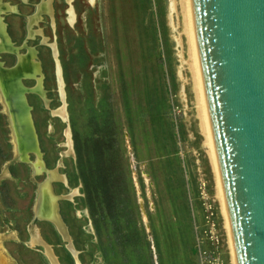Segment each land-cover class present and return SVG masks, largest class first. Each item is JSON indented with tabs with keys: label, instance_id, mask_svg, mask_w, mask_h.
I'll use <instances>...</instances> for the list:
<instances>
[{
	"label": "rangeland",
	"instance_id": "obj_1",
	"mask_svg": "<svg viewBox=\"0 0 264 264\" xmlns=\"http://www.w3.org/2000/svg\"><path fill=\"white\" fill-rule=\"evenodd\" d=\"M3 1L14 6L2 14L12 41L20 53L33 47L41 63L44 95L28 90L25 97L44 170L39 173L36 154L27 156L20 146L2 88L0 186L13 179L20 192L11 209L0 192V264H52L48 246L60 264L61 259L106 264L97 256L96 231L75 169V139L91 147L94 138L103 142L106 136L113 137L118 155L124 156L140 201L142 219L136 220L134 212L125 225L136 233L133 264H201L200 251L216 249L215 234L219 251L232 264L192 72L179 55V29L169 21V0H51L52 13H42L36 24L31 19L41 0ZM173 21L179 26L174 13ZM186 39L183 34L185 57ZM16 61L17 54L0 52L4 67ZM22 82L28 88L36 84L31 77ZM5 156L10 158L3 161ZM16 162L26 164L19 171L29 175L27 182L12 176L10 165ZM48 169L64 175V180L50 181L59 195L63 228L34 217ZM55 227L67 241L72 239L76 252Z\"/></svg>",
	"mask_w": 264,
	"mask_h": 264
},
{
	"label": "water",
	"instance_id": "obj_2",
	"mask_svg": "<svg viewBox=\"0 0 264 264\" xmlns=\"http://www.w3.org/2000/svg\"><path fill=\"white\" fill-rule=\"evenodd\" d=\"M189 4L236 261L264 264V0Z\"/></svg>",
	"mask_w": 264,
	"mask_h": 264
},
{
	"label": "bare ground",
	"instance_id": "obj_3",
	"mask_svg": "<svg viewBox=\"0 0 264 264\" xmlns=\"http://www.w3.org/2000/svg\"><path fill=\"white\" fill-rule=\"evenodd\" d=\"M94 1V0H92ZM179 8V9H178ZM14 6L9 2H5L0 0V52L5 51H18V47L12 41L10 35L6 30V23L4 22L2 14L8 11H12ZM169 10H170V19L171 24L175 29H179L178 35H176L177 44L180 46L179 55L181 57V61L187 64L189 69L192 72L193 79V87L196 95V103L198 116L200 119V125L202 131L205 136V143L209 148V155L211 158V162L213 165V169L215 171L216 181H217V195L218 199L221 203L222 213L225 219V227L228 232V242L231 252L232 264H237L232 235L225 205V199L218 169V163L211 133V127L204 97V91L201 81L199 62L197 56V49L195 43V36L193 30V23L190 11L189 0H169ZM47 12H52L51 0H41L38 4V12L33 15L32 23L36 24L41 17V14ZM70 13L72 14L70 20L74 21V14L72 9H70ZM173 13L179 18V26L173 21ZM43 15V14H42ZM169 17V16H168ZM187 37L186 46H187V57L184 56V43L182 41V35ZM27 49L25 52H18V63L16 66H12L11 68L4 67L2 62H0V78L2 82V88L4 90L3 93L6 94L5 98L6 102L9 103L8 108L12 109L11 119L13 127L16 128L19 136H20V146L24 148L25 155L29 152H33L36 154V158L34 160L35 166L38 170H44V165L41 160V154L38 148V142L36 133L34 130V125L32 121V117L30 114V108L27 103L25 93L28 90H33L35 92L44 95V89L42 85V75H41V67L36 59V50L31 46H26ZM26 77H31L36 80V84L28 88L24 86L22 79ZM4 94V95H5ZM10 106V107H9ZM62 113L64 117H66L65 108H62ZM61 113V114H62ZM69 130V129H68ZM66 131L68 139H70L69 131ZM68 141V140H67ZM28 156V155H27ZM48 179L45 183H43V194L44 198L41 199L39 210L37 211V215L41 219L50 220L53 223L57 224L60 228H63V222L59 215L58 210V197L56 193L53 192L50 181L52 180H64V175L58 172L56 169H48ZM51 184V185H50ZM66 234V232H65ZM36 240L41 241V237L37 235ZM47 254L52 261V264H60L50 246L47 247Z\"/></svg>",
	"mask_w": 264,
	"mask_h": 264
},
{
	"label": "trees",
	"instance_id": "obj_4",
	"mask_svg": "<svg viewBox=\"0 0 264 264\" xmlns=\"http://www.w3.org/2000/svg\"><path fill=\"white\" fill-rule=\"evenodd\" d=\"M0 116H3L1 112ZM6 141L9 145V140L6 139ZM75 141L77 148V165L75 166L77 179L82 184V192L92 216L96 236L101 229L107 230L108 227V230L116 231L121 234L119 236L126 238L128 230L125 225L133 216L132 213L137 212L135 214L136 220H139L140 214H138L139 203L135 184L130 169L126 168L124 156L118 155L119 149L114 148L110 136H106V141L103 142H98L94 138L91 141V147L84 146L78 138ZM88 151L90 152L88 153ZM9 158L8 156L3 157V161ZM25 165L24 162H16L10 165L12 176L18 178L21 182L28 181L29 175H21L19 171ZM64 172L66 171L64 170ZM68 177L71 184L72 176L69 172ZM17 186L13 179H5L0 186L2 200L10 209L14 207L13 205L16 203L17 195L20 192L16 190ZM76 244L82 250L81 253L85 252V247L80 246L78 241H76ZM86 244L92 245V242ZM94 245L97 247V243ZM61 262L67 264L62 259Z\"/></svg>",
	"mask_w": 264,
	"mask_h": 264
},
{
	"label": "crops",
	"instance_id": "obj_5",
	"mask_svg": "<svg viewBox=\"0 0 264 264\" xmlns=\"http://www.w3.org/2000/svg\"><path fill=\"white\" fill-rule=\"evenodd\" d=\"M51 5H52V3H51ZM109 122L111 123L112 121H109ZM112 134H114V133L112 132ZM111 139L113 140L114 148H118L115 145L113 137ZM98 142H99V140H98ZM138 203H140V201H138ZM142 209H143V213L146 214L144 211V207H142ZM35 212H36V207H35ZM35 212H34V217H35ZM140 213H141V211H140ZM140 219H142L141 214H140ZM37 220H40V219H37ZM41 221H45V220H41ZM46 221H48V220H46ZM48 222L53 224V222H51V221H48ZM142 223H143V221H142ZM56 230H57V228H56ZM58 233L60 234L59 231H58ZM40 235L42 236L41 233H40ZM119 235H121V234H119L116 231L112 232V230H108V227H107V230L101 229L99 231L98 235L96 236L97 256H98V258L103 260V263H106V264H133L131 257H132V248H134V245H135L134 240H135L136 233L133 234L132 231L128 230L126 232V238L124 237L125 239L123 238V236H119ZM42 238H43V236H42ZM62 238H63V236H62ZM70 238H71V236H70ZM31 239H32V235H31ZM63 239L66 240L65 238H63ZM43 240L45 241L44 238H43ZM67 242L69 243V241H67ZM71 242H72V239H71ZM68 246H69V244H68ZM198 262H199V260H198ZM97 264H101L100 260ZM198 264H200V262Z\"/></svg>",
	"mask_w": 264,
	"mask_h": 264
},
{
	"label": "built area",
	"instance_id": "obj_6",
	"mask_svg": "<svg viewBox=\"0 0 264 264\" xmlns=\"http://www.w3.org/2000/svg\"><path fill=\"white\" fill-rule=\"evenodd\" d=\"M212 244L216 245V249L211 250V252L207 250L200 251L201 264H229V261L223 257L221 252L219 251L217 245L220 242L217 234L211 235Z\"/></svg>",
	"mask_w": 264,
	"mask_h": 264
}]
</instances>
